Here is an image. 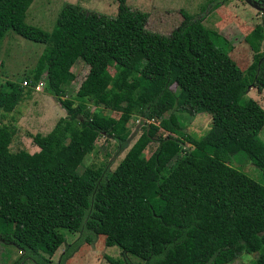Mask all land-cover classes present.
<instances>
[{"label": "trees", "instance_id": "trees-1", "mask_svg": "<svg viewBox=\"0 0 264 264\" xmlns=\"http://www.w3.org/2000/svg\"><path fill=\"white\" fill-rule=\"evenodd\" d=\"M31 1L0 0V41L12 31L43 45L30 82L42 78L64 115L31 136L38 148L32 153L9 151L14 129L0 124V241L19 251L13 264H54L50 257L64 243L58 229L78 237L56 264L98 235L142 264H227L243 252L264 264V143L257 137L264 110L246 97L249 86L264 88V19L243 36L251 60L241 70L225 39L201 22L219 0L194 14L180 11L168 36L146 29L147 14L126 0H117L112 17L65 3L48 32L24 22ZM77 60L87 72L65 98ZM8 86L0 91L2 113L32 91ZM99 107L137 116L140 133L112 170L104 163L78 172L98 136L112 138L116 152L128 145L123 123ZM176 107L210 115L200 139L185 136L188 149L171 112ZM151 142L157 144L146 157ZM235 155L248 158L262 182L230 167Z\"/></svg>", "mask_w": 264, "mask_h": 264}, {"label": "rangeland", "instance_id": "rangeland-1", "mask_svg": "<svg viewBox=\"0 0 264 264\" xmlns=\"http://www.w3.org/2000/svg\"><path fill=\"white\" fill-rule=\"evenodd\" d=\"M213 0H126L131 9H136L147 14L145 28L168 36L173 28L181 21L180 11L189 14L198 12L199 9L209 5ZM217 8H208L206 16L202 19V25L209 31L215 32L227 42L226 52L236 65L244 70L251 60V52L243 41V36L248 33L255 24L264 19V9L256 0H219ZM65 3H72L84 10L96 12L112 17L116 13L117 0H32L24 15V22L50 31L57 12ZM43 48L42 44L33 43L23 37L8 31L0 41V91L8 90V83H19L23 87L32 90L29 97L23 98L11 112L0 111V124H6L14 129V134L8 145L11 152L25 150L29 153L38 148L33 144L31 136L35 133L45 134L50 130L57 118L64 115V110L47 94L43 88V79L31 84L33 79V67L35 61ZM73 78L63 87L65 98H71L87 72V66L77 60L71 67ZM108 72L113 69L108 67ZM173 93L176 87L170 86ZM246 97L255 100L264 110V88L257 90L249 86ZM92 110L93 106H89ZM98 110L104 116H111L123 123L129 133L128 145L125 149L117 151L112 138L100 135L94 141L93 150L88 153L78 166V172L85 167L100 166L106 164L112 170L122 158L127 148L140 133V123L137 116H125L121 113L99 107ZM172 113L176 116L179 125V138L182 140V148L191 146L184 141L185 136L200 139L210 127V115L207 112L189 114L182 108H173ZM168 112L164 113L167 116ZM257 137L264 143V124L257 133ZM151 142L144 150L147 157L156 147ZM182 153L172 159L161 172V177L176 165ZM227 164L235 170L244 173L256 182H262L261 171L251 161L243 156H231ZM63 237L64 243L50 257L52 263L56 264L60 253L65 245L73 242L78 233L58 229ZM19 256V251L11 244L0 241V264H13ZM256 253H240L227 264H257ZM142 264L143 261L129 253H123L116 245L107 246L102 235L88 244L81 243L75 252L69 256L63 264ZM22 264H34L24 261Z\"/></svg>", "mask_w": 264, "mask_h": 264}, {"label": "water", "instance_id": "water-1", "mask_svg": "<svg viewBox=\"0 0 264 264\" xmlns=\"http://www.w3.org/2000/svg\"><path fill=\"white\" fill-rule=\"evenodd\" d=\"M263 7V9H264V6H262ZM264 11V10H263Z\"/></svg>", "mask_w": 264, "mask_h": 264}]
</instances>
